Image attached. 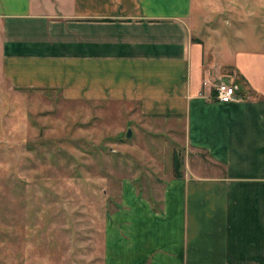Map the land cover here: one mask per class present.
I'll list each match as a JSON object with an SVG mask.
<instances>
[{
    "label": "crops",
    "instance_id": "1",
    "mask_svg": "<svg viewBox=\"0 0 264 264\" xmlns=\"http://www.w3.org/2000/svg\"><path fill=\"white\" fill-rule=\"evenodd\" d=\"M192 7L0 0V76L11 87L182 124L181 176L172 172L157 208L121 181L101 264H264V33L213 61L194 37ZM219 79L234 101L214 100Z\"/></svg>",
    "mask_w": 264,
    "mask_h": 264
},
{
    "label": "rangeland",
    "instance_id": "2",
    "mask_svg": "<svg viewBox=\"0 0 264 264\" xmlns=\"http://www.w3.org/2000/svg\"><path fill=\"white\" fill-rule=\"evenodd\" d=\"M191 26L222 62L258 45L264 0H193ZM136 113L15 89L0 76V264H101L124 179L158 207L173 155H187L182 124Z\"/></svg>",
    "mask_w": 264,
    "mask_h": 264
},
{
    "label": "built area",
    "instance_id": "3",
    "mask_svg": "<svg viewBox=\"0 0 264 264\" xmlns=\"http://www.w3.org/2000/svg\"><path fill=\"white\" fill-rule=\"evenodd\" d=\"M214 100L219 103H229L236 99L235 89L231 82L219 80L214 85Z\"/></svg>",
    "mask_w": 264,
    "mask_h": 264
},
{
    "label": "trees",
    "instance_id": "4",
    "mask_svg": "<svg viewBox=\"0 0 264 264\" xmlns=\"http://www.w3.org/2000/svg\"><path fill=\"white\" fill-rule=\"evenodd\" d=\"M172 166H173V175L174 177L178 178L181 176L180 168H181V159L177 154L173 155L172 159Z\"/></svg>",
    "mask_w": 264,
    "mask_h": 264
},
{
    "label": "water",
    "instance_id": "5",
    "mask_svg": "<svg viewBox=\"0 0 264 264\" xmlns=\"http://www.w3.org/2000/svg\"><path fill=\"white\" fill-rule=\"evenodd\" d=\"M131 136V131L128 130L127 133H126V138H129Z\"/></svg>",
    "mask_w": 264,
    "mask_h": 264
}]
</instances>
